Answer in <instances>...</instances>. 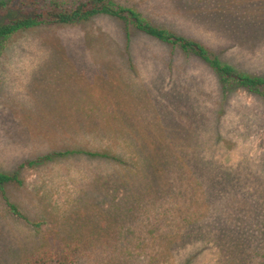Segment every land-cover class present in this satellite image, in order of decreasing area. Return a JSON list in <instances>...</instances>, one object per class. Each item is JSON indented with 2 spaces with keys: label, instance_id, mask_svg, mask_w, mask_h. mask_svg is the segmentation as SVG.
<instances>
[{
  "label": "rangeland",
  "instance_id": "rangeland-1",
  "mask_svg": "<svg viewBox=\"0 0 264 264\" xmlns=\"http://www.w3.org/2000/svg\"><path fill=\"white\" fill-rule=\"evenodd\" d=\"M110 1L264 79V0ZM1 46L0 171L65 154L0 187V264H264L262 94L109 13Z\"/></svg>",
  "mask_w": 264,
  "mask_h": 264
},
{
  "label": "trees",
  "instance_id": "trees-1",
  "mask_svg": "<svg viewBox=\"0 0 264 264\" xmlns=\"http://www.w3.org/2000/svg\"><path fill=\"white\" fill-rule=\"evenodd\" d=\"M100 13L117 16L124 20L126 24H133L139 30L201 58L217 72L224 88H226L225 90L229 86L238 84L264 96V79L262 77L236 72L233 67L212 56L198 42L177 36L162 27L153 26L140 18L136 11L127 8H116L110 0H76L74 2L61 0H0V49L4 40L20 30L57 24L75 25ZM63 154L65 153L54 151L23 162L10 173L0 171V187L8 182H18L19 171L24 166H31L38 161ZM13 211L20 217L23 216L16 208H13ZM35 226L39 227L40 225L35 223ZM55 249L54 247H39L25 258L23 264H71L72 261H75L71 259L72 254L68 251L60 249L56 252Z\"/></svg>",
  "mask_w": 264,
  "mask_h": 264
},
{
  "label": "crops",
  "instance_id": "crops-1",
  "mask_svg": "<svg viewBox=\"0 0 264 264\" xmlns=\"http://www.w3.org/2000/svg\"><path fill=\"white\" fill-rule=\"evenodd\" d=\"M251 75V74H250ZM255 76V75H254ZM256 76H259V73L256 74Z\"/></svg>",
  "mask_w": 264,
  "mask_h": 264
}]
</instances>
